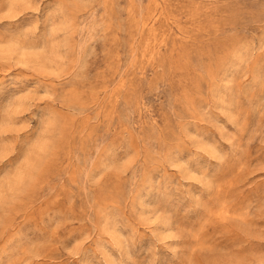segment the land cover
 Wrapping results in <instances>:
<instances>
[{"label": "rangeland", "instance_id": "rangeland-1", "mask_svg": "<svg viewBox=\"0 0 264 264\" xmlns=\"http://www.w3.org/2000/svg\"><path fill=\"white\" fill-rule=\"evenodd\" d=\"M0 264H264V0H0Z\"/></svg>", "mask_w": 264, "mask_h": 264}]
</instances>
